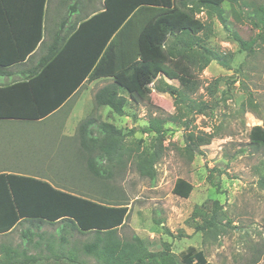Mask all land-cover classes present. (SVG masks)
<instances>
[{"label":"trees","instance_id":"16d2710c","mask_svg":"<svg viewBox=\"0 0 264 264\" xmlns=\"http://www.w3.org/2000/svg\"><path fill=\"white\" fill-rule=\"evenodd\" d=\"M174 1L104 0L102 11L82 19L76 29L72 24L68 35L55 36L47 48V56L39 60L25 81L0 87V119L41 121L52 114L88 78L111 70L107 58L117 42L111 48L109 43L118 32V53L124 79L113 78L100 87L93 97L96 107H107L117 116H124L129 104L148 102L155 90L168 94L182 113L166 119L149 118L141 130L142 134L154 135L149 148L125 145V138L133 131L126 133L93 116L77 126L79 149L85 152L86 171L94 179L107 181L114 170H122L132 161L141 177L154 180L155 165L163 151L162 142L169 131L165 125L176 123L178 118H183L182 114L190 113L194 108H198L197 114H204L207 105L195 103L191 97L200 89V74L212 62L230 69L234 58L231 52L221 53L207 46L212 27L197 15L205 10L215 16L241 52L251 53L254 46L264 40L263 7L253 6L250 20L257 34L244 40L225 25V12L221 7L225 0H187L190 7L185 1ZM43 4L44 0H41V8ZM138 8L146 10L149 16L138 27L133 24L137 59L131 61L132 25H129V19ZM73 13L74 10H69V16ZM33 50L34 47L30 52ZM152 65L165 66L174 72L178 85L163 80L155 85L150 71ZM218 83L219 79L214 81L211 93L216 92ZM211 138V135H188L189 154L208 145ZM248 139L250 145L264 147V128L253 126ZM257 186L264 191V175L257 181ZM110 189L104 186L101 193L104 199L93 200L65 191L43 178L0 174V233L17 225H26L21 232L22 248L5 251L6 260L0 263L30 264L45 258L49 261L46 264H180L168 244L163 250L152 252L137 235L121 238L117 234L128 216V204ZM192 190L188 181L177 178L172 194L187 199ZM45 225L55 226L56 232L45 233L42 230ZM215 228L217 224L211 217L204 219L197 231L208 233ZM78 235L86 239L77 241ZM30 245L33 251L39 250L38 254L29 255ZM19 258L22 260L18 261ZM181 264L211 263L202 251H196L181 259Z\"/></svg>","mask_w":264,"mask_h":264},{"label":"rangeland","instance_id":"374dc122","mask_svg":"<svg viewBox=\"0 0 264 264\" xmlns=\"http://www.w3.org/2000/svg\"><path fill=\"white\" fill-rule=\"evenodd\" d=\"M253 6L264 8V0H237L236 3L225 0L221 5L225 25L244 40L257 34L250 20ZM66 13L62 10L59 16L63 18ZM78 14L73 15L74 19L81 18ZM148 16L146 10L139 9L129 19L131 61L137 59L133 24L138 27ZM197 17L212 27L207 46L221 53L231 52L234 58L230 69L212 62L200 74V89L191 97L195 103L207 105L204 114H197L198 108H194L182 114L183 118H178L176 123L165 125L169 131L162 142L154 180L141 177L132 161L124 169L114 170L107 181L94 179L86 171L85 152L79 149L77 126L93 116L126 133L133 131L125 138V145L149 148L154 135L141 132L149 118L166 119L182 113L168 94L155 90L148 102L129 104L124 116H117L106 107H96L94 93L113 78L124 79L118 53L119 34L109 43L111 48L117 42L107 58L111 70L88 78L70 104L43 122L0 121V141L12 146L17 142L41 144L39 154L35 155L37 163L27 161L29 156L24 155L26 159L22 162L8 164L14 167L8 169L11 172L43 178L65 191L93 200L104 199L101 194L104 186L115 190L128 204V216L117 232L121 238L137 235L152 252L161 251L168 244L180 264L181 259L196 251H202L211 264H253L255 261L264 264V191L257 186L264 175V147L252 146L248 139L253 126L264 128V40L251 53L241 52L215 16L203 10ZM150 71L155 85L160 80L178 85L177 75L165 66L152 65ZM217 79L218 88L211 93L210 87ZM76 100L77 105L71 111ZM190 134L212 138L208 145L200 146L190 155L187 150ZM4 166L7 167L5 162ZM177 178L193 186L187 199L172 194ZM211 217L217 228L208 233L198 232L197 227ZM25 227V224L17 225L11 241L19 242ZM42 230L55 233L56 227L45 225ZM85 239L76 236L77 241Z\"/></svg>","mask_w":264,"mask_h":264},{"label":"crops","instance_id":"0c3cea01","mask_svg":"<svg viewBox=\"0 0 264 264\" xmlns=\"http://www.w3.org/2000/svg\"><path fill=\"white\" fill-rule=\"evenodd\" d=\"M184 1L187 3V0H180V2ZM40 6L41 0H0V87L13 86L25 81L30 72L38 65L39 60L47 56V48L53 42L55 36L58 34L60 36L68 35L72 24L76 25V29L82 19L102 11L104 9V0H44L43 8ZM187 7H190L189 3H187ZM62 10L67 11L66 16L63 18L59 16ZM69 10H74L75 13L78 12L81 18L74 19L76 17L73 16L75 13L69 16ZM64 19H66L65 24L60 29ZM116 34L118 32L114 36ZM33 47L34 50L30 52ZM86 81L57 110L41 121L12 119H0V121L43 122L60 111L64 106L70 104L80 93ZM77 102L78 100L74 103L71 111L75 109ZM8 143L0 141V174H17L31 177V175L11 172L8 169L14 167L13 165L8 166V164H14L13 161L22 162L26 159L23 158L24 155L29 156L27 161L37 163L35 155L39 154L38 146L41 144L31 143L26 145L22 143L20 145L17 142L15 146H12ZM4 144L7 145L5 146ZM2 148L6 149L3 150ZM7 155L9 156L8 160L6 159ZM4 162L7 167L4 166ZM16 227L6 233H0V262L6 260L5 251L16 247L22 248L21 239L19 242H13L10 239ZM30 248L29 255L38 254L39 250L33 251L32 245H30ZM44 253L46 254V250ZM21 260V258L18 259V261ZM47 262L49 261L43 258L41 262L36 260V263L30 264H46ZM16 264L19 263L16 262Z\"/></svg>","mask_w":264,"mask_h":264}]
</instances>
